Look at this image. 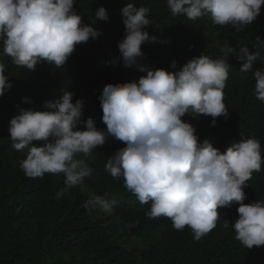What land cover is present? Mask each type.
I'll return each mask as SVG.
<instances>
[{"label": "clouds", "instance_id": "clouds-1", "mask_svg": "<svg viewBox=\"0 0 264 264\" xmlns=\"http://www.w3.org/2000/svg\"><path fill=\"white\" fill-rule=\"evenodd\" d=\"M173 16L189 20L210 15L213 24L230 25L237 32L252 24L261 13L264 0H166ZM76 0H0V44L3 53L17 67L35 71L41 62L64 66L76 46L96 40L102 32L82 23L74 7ZM150 8L126 3L120 10L125 35L118 42L123 66H136L142 75L131 82L107 84L99 96L102 123L98 129L93 118L82 120L84 101L74 93L62 91L54 101L43 103V110L19 108L10 120L12 148L27 149L21 169L30 178L45 174H63L64 187L56 199L83 185L94 169L88 159L111 137L123 142L105 164L113 179L123 178L124 187L141 205L150 203L149 219L170 218L176 230L186 226L199 241L217 227L219 209L238 204V219L231 224L236 236L247 249L264 246V199L245 204L244 189L253 172L261 171L264 159L260 141L241 138L223 153L205 139L199 142L196 129L182 118L189 112L216 119L228 116L224 89L234 54L242 66L241 73L253 69L261 56L264 41L257 37V50L229 44L223 56L213 59L203 53L179 70L152 69L140 64L145 58L142 45L161 42L146 30L153 24ZM96 19L107 22L104 7ZM172 69L177 68L175 61ZM0 62V97L12 88ZM254 94L264 102V69L252 71ZM25 103L31 101L25 97ZM83 123V130L80 125ZM83 157V158H81ZM115 200L93 196L84 203L86 209L112 212ZM225 220L224 227H229Z\"/></svg>", "mask_w": 264, "mask_h": 264}, {"label": "trees", "instance_id": "trees-1", "mask_svg": "<svg viewBox=\"0 0 264 264\" xmlns=\"http://www.w3.org/2000/svg\"><path fill=\"white\" fill-rule=\"evenodd\" d=\"M126 3L150 8L153 24L146 30L161 42L143 44L145 58L139 63L152 69L176 71L202 53L217 59L228 44L247 46L254 54L257 37L264 41V6L252 24L237 32L230 25L213 24L210 15L197 20L173 16L166 0H76L82 23L102 34L77 45L64 66L41 62L35 71L17 67L0 44V62L5 63V74L13 85L0 97V264H264V246L247 249L235 239L231 224L238 219V204L219 209L217 227L199 241L187 226L176 230L170 218L149 219L150 203L141 205L125 189L123 178L113 179L104 170L107 159L125 147L111 137L87 161L94 169L92 176L60 199L56 193L64 187L63 174L30 178L21 169L27 149H13L8 131L18 107L43 110L44 102L71 91L73 103L84 101L82 120L93 118L98 129L106 130L99 100L104 86L145 75L136 66L124 67L117 47L125 35L120 10ZM100 7L107 10V22L96 19ZM259 50L261 56L252 71L264 69V48ZM228 59L233 67L224 89L227 118H217L215 127L211 117L192 112L182 119L193 125L200 143L207 139L222 153L232 142L255 138L264 159V102L254 94L252 71L241 73L242 62L234 54ZM173 61L176 69L170 67ZM25 97L31 103H25ZM247 184L245 204L264 199V165ZM97 195L117 202L112 212L83 206ZM225 220L228 228L223 226Z\"/></svg>", "mask_w": 264, "mask_h": 264}]
</instances>
